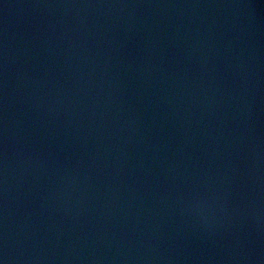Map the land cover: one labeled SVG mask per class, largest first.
I'll use <instances>...</instances> for the list:
<instances>
[{
	"label": "water",
	"instance_id": "water-1",
	"mask_svg": "<svg viewBox=\"0 0 264 264\" xmlns=\"http://www.w3.org/2000/svg\"><path fill=\"white\" fill-rule=\"evenodd\" d=\"M0 264H264V0H0Z\"/></svg>",
	"mask_w": 264,
	"mask_h": 264
}]
</instances>
